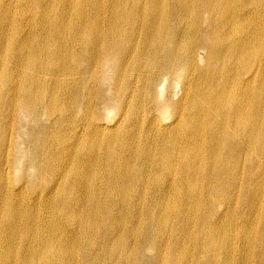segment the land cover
Instances as JSON below:
<instances>
[{
    "label": "bare ground",
    "instance_id": "1",
    "mask_svg": "<svg viewBox=\"0 0 264 264\" xmlns=\"http://www.w3.org/2000/svg\"><path fill=\"white\" fill-rule=\"evenodd\" d=\"M146 250L264 264V0H0V264Z\"/></svg>",
    "mask_w": 264,
    "mask_h": 264
},
{
    "label": "rangeland",
    "instance_id": "2",
    "mask_svg": "<svg viewBox=\"0 0 264 264\" xmlns=\"http://www.w3.org/2000/svg\"><path fill=\"white\" fill-rule=\"evenodd\" d=\"M165 95H169V92H168V94L166 93ZM245 195H247V193ZM175 203H176V200H175ZM242 217H243V214H241L240 212L234 213V211H229V215L227 216V220L228 221L232 220V222H234L236 220V218L241 219ZM228 229H229L228 227H222V226L217 227V229L215 231V235L213 236V239H212V241L214 242V246H213L214 252H219L222 245L227 247V244L228 245L232 244V242H233V244H234V242L237 243V241L234 240V234H237L239 232V230L231 228L229 231V238H227V236L225 235V232ZM244 233L246 236L253 234V233H251V230H249V229H247ZM137 235H139V233ZM143 245H145V244H143ZM124 251L130 253V255H131V253L134 252V250L132 251V247H129V248L125 249ZM150 256H154L153 252H151L150 250L144 251L142 264H149L148 259L150 258ZM101 258L103 259V257H101Z\"/></svg>",
    "mask_w": 264,
    "mask_h": 264
}]
</instances>
